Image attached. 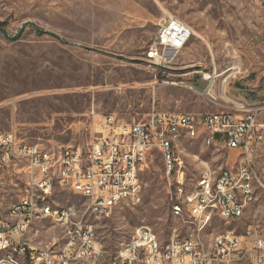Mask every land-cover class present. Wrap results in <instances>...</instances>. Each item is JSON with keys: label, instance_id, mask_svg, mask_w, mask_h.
Here are the masks:
<instances>
[{"label": "rangeland", "instance_id": "rangeland-1", "mask_svg": "<svg viewBox=\"0 0 264 264\" xmlns=\"http://www.w3.org/2000/svg\"><path fill=\"white\" fill-rule=\"evenodd\" d=\"M163 12L176 16L197 36L169 64L146 60ZM0 132L14 131L23 143L41 149L80 147L99 136L102 118L146 123L153 112L213 114L240 102L264 104V6L253 0H0ZM125 87L117 91V87ZM264 122V111L261 114ZM174 150L187 189L205 168L213 173L232 167L237 152L208 146L196 135L177 136ZM256 199L241 217L225 221L212 216L201 235L207 243L219 235L256 237L264 241V151L257 157ZM171 176L160 153L150 151L139 173L134 199L118 202L107 217L89 214V201L56 185L53 207H74L94 227L107 258L115 261L140 227L151 229L159 242L188 238L187 219L171 215ZM21 167L0 169V222L10 207L26 196ZM64 226L36 223L30 235L43 248L65 244ZM256 249L234 264H257ZM264 264V258L263 262Z\"/></svg>", "mask_w": 264, "mask_h": 264}, {"label": "built area", "instance_id": "built-area-1", "mask_svg": "<svg viewBox=\"0 0 264 264\" xmlns=\"http://www.w3.org/2000/svg\"><path fill=\"white\" fill-rule=\"evenodd\" d=\"M264 6V0H253ZM197 36L195 32L176 16L163 12L156 37L146 52V60L158 67L170 63L167 53L176 55L188 41ZM125 87H117V91ZM264 104L240 102L230 111L213 114H176L153 112L146 123H124L111 116L102 118L99 136L93 138L86 148L62 147L41 149L38 145L23 143L14 131L0 132V169L21 167L26 175L28 191L25 197L12 205L8 222H0V246H10L9 255H17L19 264H115L97 242L94 227L82 220L72 210L61 214L47 212V194L56 185L67 187L77 195H83L90 204V215L100 217L107 212L116 197H123L133 190L128 182L139 178L147 166L152 149L162 156L166 174L171 176L173 192L170 196L171 215L178 219H193L202 203L219 201V208L211 216L237 218L236 187L231 186L235 168L252 170L257 187L261 185L254 174V164L264 151V122L261 114ZM196 135L208 146L236 151L237 160L232 167L213 173L205 168L201 183L187 189L181 162L171 149V140L177 136ZM244 196L251 202V193L245 189ZM34 197H42L47 220L64 226L65 244L33 248L32 243L21 236V226L26 225L27 214L33 212ZM69 226H87L86 234L69 233ZM256 237L249 230L245 236L219 235L208 241V251L200 252L198 238H173L167 244L153 243L147 235V227L136 230V237L124 251L122 264H234L245 259L256 249L255 261L261 264L264 258V241L247 245L246 241ZM247 239V240H246ZM246 240V241H245ZM9 255L5 256L8 257Z\"/></svg>", "mask_w": 264, "mask_h": 264}, {"label": "bare ground", "instance_id": "bare-ground-1", "mask_svg": "<svg viewBox=\"0 0 264 264\" xmlns=\"http://www.w3.org/2000/svg\"><path fill=\"white\" fill-rule=\"evenodd\" d=\"M173 141L174 140H171V149L176 154L174 150V146H173ZM256 161L254 164V174L255 175H256L255 173L256 172L255 171ZM243 178H246L245 189L247 190L248 193H251V202H247V199H245L244 187H241L243 185ZM197 183H201V179L198 180ZM256 183L257 181L253 179L252 170L243 171V168H235V176H234V179H231V186L236 187L237 206H238L237 218L242 216L243 210L247 205L255 201ZM139 188L140 186H139L138 178H135V181H129L128 189H138V190H133V191L128 192L126 194V200L136 198L138 196ZM51 196H52V193L47 194V202L51 203ZM120 201H123V197H116L115 202H112V205L109 207V213L111 212V209ZM215 208H219V201H211L207 203H202L200 207L196 209L193 219L189 220V224L192 227V232L186 239H192L193 236H196V238H198L200 252L208 251V243H205L201 239V235L205 231L206 227L210 224V221H211V219L210 221H206L207 215L211 211H214ZM64 210H72V213L79 214L78 211L72 206L57 208V207H53L52 205H47V212H52V214H61V212H64ZM88 211L90 213V204L88 206ZM8 214H12V206L10 207ZM107 216H108L107 212H100V217H97V218L107 217ZM219 217L225 221L232 220V219H227V216H219ZM46 220H47V216H45V203L44 201H42V197H34L33 212L27 214L26 225H31V229H32L36 223H41ZM29 231L30 230L28 226H21L22 238H26L27 240V234ZM69 233L86 234L87 226H69ZM147 235L151 237V242L160 243L157 235L149 228H147ZM223 235H227L228 237H237L233 234H223ZM134 237H136V233L131 238V240H134ZM130 241L126 243L125 245H123L120 251V254L118 255L115 261V264H122V260L124 259V251H128ZM32 247L41 248V247H37L34 245H32ZM9 254H10V246H0V264H19V257L17 255H9ZM7 255L9 256L5 257Z\"/></svg>", "mask_w": 264, "mask_h": 264}, {"label": "water", "instance_id": "water-1", "mask_svg": "<svg viewBox=\"0 0 264 264\" xmlns=\"http://www.w3.org/2000/svg\"><path fill=\"white\" fill-rule=\"evenodd\" d=\"M26 25H27V23H24L23 25H21V27H20V29L17 31V33H16L14 36H11V37L5 32V30H4L2 27H0V34H1L4 38H6V39H8V40H10V41H15V40H17V39L21 36V34L23 33L24 28H25Z\"/></svg>", "mask_w": 264, "mask_h": 264}, {"label": "crops", "instance_id": "crops-1", "mask_svg": "<svg viewBox=\"0 0 264 264\" xmlns=\"http://www.w3.org/2000/svg\"><path fill=\"white\" fill-rule=\"evenodd\" d=\"M219 147H221V145H219ZM222 148V147H221ZM33 229V228H32ZM32 229L28 232V234H27V240H29L30 241V235H31V231H32ZM31 242V241H30ZM32 243V242H31ZM33 245V244H32ZM35 246V245H34ZM41 247V246H40Z\"/></svg>", "mask_w": 264, "mask_h": 264}]
</instances>
